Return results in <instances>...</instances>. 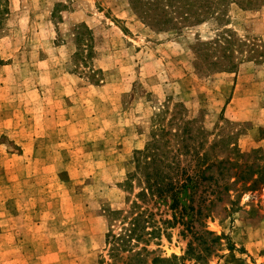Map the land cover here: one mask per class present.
I'll use <instances>...</instances> for the list:
<instances>
[{"label":"rangeland","instance_id":"obj_1","mask_svg":"<svg viewBox=\"0 0 264 264\" xmlns=\"http://www.w3.org/2000/svg\"><path fill=\"white\" fill-rule=\"evenodd\" d=\"M143 3L1 1L0 264H264V2L167 0L163 25ZM215 41L231 72L196 56ZM160 129L187 131L175 154L225 162L176 210L139 203L160 232L111 254L135 153ZM237 151L252 166L234 181Z\"/></svg>","mask_w":264,"mask_h":264},{"label":"trees","instance_id":"obj_2","mask_svg":"<svg viewBox=\"0 0 264 264\" xmlns=\"http://www.w3.org/2000/svg\"><path fill=\"white\" fill-rule=\"evenodd\" d=\"M0 0V5H1ZM144 3V13L148 16L149 22L155 24L163 25L167 20V12L164 10L166 6L164 5L167 0H142ZM171 1V0H168ZM183 2V0H182ZM254 6L257 8L264 2V0H254ZM249 7H252L251 2H247ZM251 9V8H250ZM147 25L149 23L146 22ZM212 45V47H211ZM204 47L206 51L204 52ZM208 48H212V52H209ZM221 46L217 41L210 43H198L196 44V56L198 59L201 56L208 57L212 53V62H209V66H212V72L226 71L231 72L236 68L237 62L235 57L232 56L230 50V42H227L226 47L222 48V54L220 56H215ZM203 51V52H201ZM228 54V55H226ZM200 56V57H199ZM186 130V129H185ZM160 129V135H156L151 138L150 143L142 151H137L134 160V170L128 175V188H132L131 181L136 180V185L140 187L139 192L134 195V199L131 202L130 208L125 212L123 219H129V226L123 229V234L113 235L111 229L108 231L106 236V243L110 248V253L118 252L120 249H124L130 246V240H141L143 236L151 237L154 234L160 232L159 228L153 226V221L151 219L152 213L148 212L146 209H142L139 203L147 205L149 202H155L156 200H168L170 201V210H176L179 205L180 196L184 193L187 188H194L201 184L202 181L211 180L212 175L205 176L206 171L211 168L214 164L220 166L225 161H217L216 163H211L207 165L205 163L207 159L206 152L200 155V153H195L194 155H189V147L186 146V151L184 154L179 153L180 146L179 141H182L183 135L187 131H180V134L166 131ZM182 133V135H181ZM257 153V152H256ZM264 153V152H261ZM234 156V166L236 168L244 169L237 173H233L230 177L234 181L245 179V175L251 173V166L246 163H237V159L244 157L243 154L238 151ZM171 155V156H170ZM183 155L189 160L187 165L181 167V162L179 159ZM259 166V165H258ZM222 172V170L220 171ZM223 173V172H222ZM221 173V174H222ZM127 182V181H126ZM121 212H111V216L120 215ZM173 217V216H172ZM175 218V216L173 217ZM164 223L169 224L167 221ZM143 225V226H142ZM167 259L154 258L152 259V264H164Z\"/></svg>","mask_w":264,"mask_h":264}]
</instances>
